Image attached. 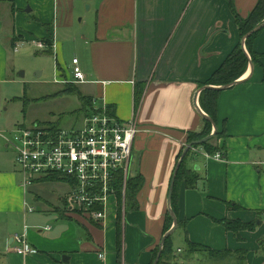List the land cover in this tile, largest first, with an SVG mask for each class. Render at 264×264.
I'll return each instance as SVG.
<instances>
[{"label": "crops", "instance_id": "obj_1", "mask_svg": "<svg viewBox=\"0 0 264 264\" xmlns=\"http://www.w3.org/2000/svg\"><path fill=\"white\" fill-rule=\"evenodd\" d=\"M258 1L233 0V6L247 18ZM4 3L10 8L8 18L0 16L3 91L11 83L13 36L25 34L26 41L51 38L52 49L56 50L60 17L59 0H43L37 7L27 6L26 0H0V5ZM96 17V33L87 42L88 51L84 57H73L87 77V83L78 85H88L94 93L92 98L100 106H110L119 121H133L139 126L133 155L137 174L145 183L137 196L138 210L130 211L128 221L123 212L124 264H151L153 251L165 235L178 154L188 133H199L205 127V119L194 103L196 94L239 44V28L227 0H100ZM252 48L259 64L249 65L244 76L223 90L218 101V128H224L227 134L222 142L227 147L226 156L223 160L207 159L200 151L189 166L197 173L196 188H181L180 224L172 237L180 231L183 248L188 238L214 251L248 252L247 244L258 245L257 251L261 246L264 249V26ZM59 57L65 60L64 53ZM60 65L65 72L67 68ZM140 82L146 85L145 92L135 109V84ZM5 134L0 133L1 140ZM4 168L0 170V264H117L118 204L112 207L115 212L103 227L61 218L60 213L52 211L59 227L45 231L50 227L45 225L46 218L35 215L36 209L27 211V194L32 191L17 184L13 169ZM228 202L243 210L229 211ZM41 213L48 216L51 211L44 207ZM29 214L32 227L37 229L34 233L25 222ZM15 215L23 217L24 234L29 236L31 252L26 254L17 252V233L10 230ZM6 216L9 220L5 222ZM226 218L244 223L258 221V227L242 232L239 240L217 222ZM41 228L48 238L40 235ZM81 234L83 240H78ZM258 264H264V258Z\"/></svg>", "mask_w": 264, "mask_h": 264}, {"label": "rangeland", "instance_id": "obj_2", "mask_svg": "<svg viewBox=\"0 0 264 264\" xmlns=\"http://www.w3.org/2000/svg\"><path fill=\"white\" fill-rule=\"evenodd\" d=\"M41 1L43 0H37L38 3H36V0H26L27 6L31 7L32 5H35V7L41 6ZM99 2L100 0H59L60 17L57 23L58 29H56L58 30L56 50L52 49V51H50L41 49L38 44L43 43L42 40L28 39V41H26L27 36L25 34L13 36L11 40L13 56L11 58L9 73L11 83L5 86L4 91L0 90V95L3 93L5 95L3 98L0 96V133L5 132L7 136H9V142L13 143L14 129L20 124L24 125L26 128L34 129H39L42 126L50 124L57 125L63 129H69L74 125L80 126L84 115L80 114L79 117L73 115V113L81 107L79 95L83 98H91L94 93L90 90L88 85H77L70 80V78H72V68H70V65L73 57H79L78 54L84 57L85 53L88 51V46H86L87 42L95 36L97 28L96 11ZM9 8L10 6L8 3L0 5V16L8 18L7 13L9 12ZM35 23L32 22L31 25ZM258 26L259 24L256 25L254 29ZM38 32L39 31L36 33ZM22 42L23 44H20ZM239 43L251 61V56L247 48L246 35L241 37L240 33ZM43 45L45 44L43 43ZM59 53L60 55L64 53L66 61L64 58H58V56H60ZM59 64L67 68L65 72L59 67ZM57 81L61 83H57ZM25 98H27L29 103L24 114V102L22 99ZM93 101L94 110H102L100 103H98L95 98H93ZM219 130L221 129L219 128ZM214 132L213 128L212 134L215 136L216 133ZM212 134L210 136H212ZM214 136L212 138H214ZM225 137L226 135H224V138L220 137L214 142L221 147ZM9 142L7 140L5 141L4 138L3 140L0 139V170H5V166L9 169H13L16 173L15 177L17 184L20 185L23 179L20 173L21 170L16 164V152L13 146H9ZM136 162L135 155H133L130 166V176L132 177L137 175ZM187 165L192 167V161H190V163L188 162ZM37 184L35 183L32 187L30 186L27 189L32 191L30 194H27V207H33L36 209L35 215L39 214L38 216L46 218L45 225L57 228L59 227L57 226V215L52 211L58 214H65L67 212L69 206L67 200L69 188L62 182L42 181ZM37 196L38 198H36ZM34 198L38 199L37 202L33 201ZM124 199L125 196H123V200ZM44 207L51 211L48 216H44L43 213H41V209ZM114 212L115 210L112 208L108 217L109 221ZM129 213L130 211L126 213V221L129 219ZM76 214L77 212H75V214H73L74 216L71 218L68 216L71 214H66V217L60 214L59 216L61 218L69 217V220L72 218L84 220L80 215ZM8 220L9 216H6L5 222ZM25 222L31 226L29 232L34 233L37 231V229L32 227V225H34L32 214H29L28 220ZM11 223L12 226L10 230L15 231L14 233L19 235L24 234L25 223L23 217L15 215L11 218ZM58 225H61V223ZM67 226L73 227V225ZM41 230L43 232L40 235L43 238H48V233L42 228ZM179 232L180 231L173 235L172 244L174 251L179 254V256L183 257L185 255V248H183V242L179 239ZM0 238H2L1 234ZM27 238L28 241H30L29 236H27ZM81 239L83 240L82 234L78 237V240ZM258 247L259 246L255 244H247L245 249L248 250V261L246 264H258V261L264 258V249L261 246L260 250L257 251ZM178 249H182L180 250L181 252H178ZM197 255L199 257L194 255L184 264H236L237 262L235 261L237 257L233 255L223 261L209 258V255L206 254L205 251H200ZM177 264H181V262L178 261Z\"/></svg>", "mask_w": 264, "mask_h": 264}, {"label": "built area", "instance_id": "obj_3", "mask_svg": "<svg viewBox=\"0 0 264 264\" xmlns=\"http://www.w3.org/2000/svg\"><path fill=\"white\" fill-rule=\"evenodd\" d=\"M38 45L45 48L43 43ZM70 80L77 85L87 83L77 58L72 60ZM101 107L102 110H93L83 117L80 126L42 134L39 129L20 124L14 129L13 143L7 134L3 138L16 152L25 190L48 176L62 177L69 188L68 213L77 212L85 222L103 227L112 207L118 204L119 175H123V196L127 179L132 177L130 166L139 126L133 121L121 122L108 114L107 106ZM201 153L207 159L223 160L220 153ZM27 211L33 213L35 209L28 207ZM50 230L51 227L45 229ZM14 242L18 253L31 252L25 234L15 235ZM99 257L103 258V254Z\"/></svg>", "mask_w": 264, "mask_h": 264}, {"label": "trees", "instance_id": "obj_4", "mask_svg": "<svg viewBox=\"0 0 264 264\" xmlns=\"http://www.w3.org/2000/svg\"><path fill=\"white\" fill-rule=\"evenodd\" d=\"M227 1L229 2L231 12L239 27L241 37H244L245 35H248L250 32H252L254 30V27H256V25L258 24L261 25L264 23V0L258 1L255 8L252 10V12L249 14L247 18H242L236 12L233 6V0H227ZM262 29L251 34L247 38V48L251 56V61L248 58L247 54L245 53L244 49L242 48L241 44L239 43L234 48V50L228 55V57L224 60L222 65L213 73V75L205 83H202L199 86V89L204 88L199 94V105L200 108L205 112L209 120H205V127L201 132L188 133L186 144L185 146L182 147L181 151L179 152L177 157V162L180 160L183 151L185 150L187 145L193 142L204 140L205 138L209 137L212 134L214 125H216L218 128L219 119L217 114V107H218L219 97L223 92V89H217V88L226 87L237 82L247 72L250 63H253L254 65L259 64V56L253 51L252 45L256 37L262 31ZM42 42L45 44L44 49L52 51L53 40L51 38L46 40L43 39ZM145 86L146 85L143 82L135 84V96H134L135 109H137L140 106L141 100L145 92ZM79 98H80L81 107L78 109L79 111L77 110L78 114L76 111L73 113V115L79 117L80 114H83L85 117L89 115L91 111L94 110L93 107L94 101L92 97L83 98L82 96L79 95ZM22 101L24 102L23 113L25 114L29 101L27 100V98L22 99ZM107 109L109 115L115 116L110 106H107ZM58 129L61 128L57 125H51V124L39 128L42 134L44 132L50 134ZM221 130H219L218 128L214 138L202 144L194 145L190 149L188 155L182 161L176 175L174 192L172 195V202H171V207L176 217L178 215V210H179L178 201H179V193L181 191V187L184 186L187 189H194L196 188V183L198 181L197 173H195L192 169L189 168V166L187 165L188 162L190 163V161H193L194 156L197 157V155H200L199 153L200 151L201 152L203 151L209 155H215L216 153H220L222 154L223 157L226 156L227 153L226 144H223L220 147L214 142L215 140L217 141V139L220 137L224 138V135H226L225 139L227 138L226 130L224 128ZM42 181L63 183L65 182V179L57 175H52L44 178ZM144 183H145V179L140 173H138L134 177H129L127 179L125 199L123 200V194H122L123 175H119L117 182L118 210L116 217L117 264H124L123 212L127 213L128 211L138 210L139 203L137 200V196L141 191V189L143 188ZM226 205L229 211L243 210L238 204L232 202H228ZM66 214H71L68 215L71 218L74 216L73 214L75 213H68V210L65 214L60 213V215L64 217L67 216ZM70 220L73 221L74 218ZM217 222L220 223L222 226H224V228L228 232H232L235 236H237L239 240H242L240 236L242 232L244 231L252 232L255 231L256 228L258 227V221L244 223L241 220H230L226 218V219L218 220ZM179 224L180 221L178 220V225ZM172 226H173V219L170 216V214H168L165 221L164 234H166L172 228ZM185 242H186L185 255L181 257L173 249L172 236L169 237L163 245L162 254L157 264H177L178 261H182V260L187 262L192 256L197 255L200 251H205V253L209 255V258L219 261L228 259L233 255L237 257L235 260L237 261L236 264H246L247 262V251L245 250L214 251L208 247L193 243L188 238H186ZM159 251H160V245L157 246L153 251V261L151 264L155 263Z\"/></svg>", "mask_w": 264, "mask_h": 264}, {"label": "water", "instance_id": "obj_5", "mask_svg": "<svg viewBox=\"0 0 264 264\" xmlns=\"http://www.w3.org/2000/svg\"><path fill=\"white\" fill-rule=\"evenodd\" d=\"M27 12H31V8H28ZM264 26V24H261L259 25L256 29H254L252 32H250L248 35H246V38H248L251 34L255 33L256 31L262 29ZM245 41V40H244ZM250 66L252 67L253 64L250 63ZM131 73H132V70H131ZM237 82H235L234 84L232 85H229V86H226V87H219L217 89H228L229 87L235 85ZM204 88L200 89L198 91V93L196 94V97H195V100H194V103H195V106L196 108L198 109V111L200 112V114L202 115V117L205 119V120H209V118L207 117V115L202 112V110L200 109L199 105H198V94H200V92L203 90ZM218 130L217 126L214 125V133H216ZM214 135L212 134V136H209L207 138H205L204 140H201V141H198V142H193L189 145L186 146L185 150L183 151V154L180 158V160L178 161L177 163V166L174 170V174H173V177H172V180H171V185H170V191H169V196H168V210H169V214L170 216L172 217L173 219V226L172 228L163 236L162 240H161V243H160V251H159V254L157 256V259L155 261L154 264H157L158 261L160 260V257H161V254H162V248H163V245L165 243V241L172 236V234L174 233L175 229L177 228L178 226V219L174 213V211L172 210V207H171V202H172V195H173V192H174V186H175V181H176V175H177V172H178V169L180 168V165L182 163V161L184 160V158L188 155L190 149L194 146V145H199V144H202L208 140H210ZM64 259V258H63ZM65 260V259H64Z\"/></svg>", "mask_w": 264, "mask_h": 264}]
</instances>
